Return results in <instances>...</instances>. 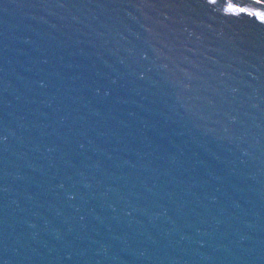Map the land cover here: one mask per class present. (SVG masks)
I'll list each match as a JSON object with an SVG mask.
<instances>
[{"label": "water", "instance_id": "95a60500", "mask_svg": "<svg viewBox=\"0 0 264 264\" xmlns=\"http://www.w3.org/2000/svg\"><path fill=\"white\" fill-rule=\"evenodd\" d=\"M0 264H264V0H0Z\"/></svg>", "mask_w": 264, "mask_h": 264}]
</instances>
